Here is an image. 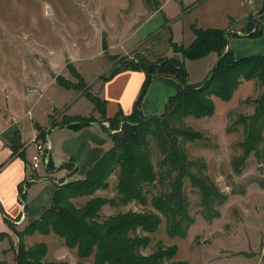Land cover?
<instances>
[{
    "label": "rangeland",
    "instance_id": "374dc122",
    "mask_svg": "<svg viewBox=\"0 0 264 264\" xmlns=\"http://www.w3.org/2000/svg\"><path fill=\"white\" fill-rule=\"evenodd\" d=\"M161 1L0 0L1 139L10 143L15 141L19 121L26 114L30 116L27 115L24 127L33 120L38 131L43 132L63 121V116L70 119L72 116L67 113L77 111L87 114L88 108L94 105L86 96L87 92L96 95L103 82L102 76L120 66V62L131 60L135 53L141 52L151 59L161 55L181 57L179 52L175 53L170 47L168 37L172 35L174 41L187 45L190 37L188 27L195 20V12L186 10L190 0H166V17L175 18L182 9L185 12L180 19L173 21L170 18L173 21L170 31L167 27L170 25L169 18H164L167 26L160 30L154 29L148 19L156 9L163 15ZM216 1L211 6L213 15H204L203 23L221 28L223 14L230 12L236 17L241 8L235 0ZM222 6L226 8L223 9ZM145 21L149 24L145 30L148 31L142 38L137 34L133 36L131 50L123 52L107 49L109 44L116 45L122 35L129 34ZM198 23L203 24L200 19ZM130 24L132 26L125 27ZM247 29L240 28L238 32L247 33ZM140 41L145 42L141 44ZM71 56L73 63L70 61ZM207 66L205 60H193L186 67L192 83L201 82L205 78ZM100 67V74L93 80H87L92 79V75ZM63 82L72 83L76 88L66 87ZM262 92L263 86L257 79L243 80L229 100L223 101L212 95L215 110L209 116L185 117V125L197 133L193 140L186 141L187 154L192 160L205 164L204 171L221 191L227 193V200L217 206L220 214L209 220L202 213V199L198 188L186 180L185 194L189 201V214L194 217L193 223L188 227L186 235L172 236L166 230L167 220L162 216L157 229L148 233L151 241L145 249L146 253L152 252L158 244L176 245L178 251L174 259L184 260L187 264H264V156L251 153L241 161L240 172L233 166V161L242 154L238 143L244 138V125L238 122L239 117L254 113L255 98ZM73 94L81 99L74 101L70 110L67 109V113H64L66 104L72 102ZM51 100L55 102L56 109L51 108L54 104H48ZM45 104L46 112L51 118L46 129L37 125L35 117L37 113L39 119L43 118L41 110ZM105 121L111 132L122 128L118 124L116 129H112L108 121ZM18 142H14L15 151L21 147ZM149 147L152 160L156 163L160 157L156 142L152 140ZM74 178L81 177L74 176L71 180ZM63 179L65 178L62 177L61 180ZM106 180L105 187L90 195L75 197L72 201L79 206L86 204L91 198L116 197L117 173L114 172ZM147 208L151 209L152 205L145 206L136 200L120 206L107 202L100 209V217ZM28 224L15 223L14 230L22 231ZM8 233L12 235L16 250L20 238L11 229ZM5 241L6 256L0 252V260L6 258L10 259L5 260L6 262L14 263L15 250L10 248L7 238ZM22 242L25 249L44 245L47 249L45 261L96 264L93 254L80 257L77 248L69 247L63 237L53 231L25 234Z\"/></svg>",
    "mask_w": 264,
    "mask_h": 264
},
{
    "label": "trees",
    "instance_id": "16d2710c",
    "mask_svg": "<svg viewBox=\"0 0 264 264\" xmlns=\"http://www.w3.org/2000/svg\"><path fill=\"white\" fill-rule=\"evenodd\" d=\"M255 23L251 20L247 29L251 37L263 32L260 24L254 27ZM191 28L195 37L188 45L174 41L172 35L168 37L170 47L175 53L179 52L181 57L161 55L151 59L139 52L131 60L120 62V66L108 75L102 76V80H106L123 69L144 71L145 80L130 114L119 111L114 117H107L106 99L87 92L86 96L101 113V119L107 120L112 129H116L118 124L122 128L119 132H111L107 127L112 146L104 151L84 177L61 180L54 192L52 204L22 231L14 230L16 221L8 217L0 203L3 219L20 238L16 252L12 235L0 231V241L7 238L10 248L15 250L14 263L0 260V264H66L45 261L47 249L42 244L30 249L24 248L23 237L34 231L55 232L63 237L69 247L77 248L80 257L93 254L96 264H187L184 260L174 259L178 251L176 245L158 244L152 252H145L151 241L148 233L157 229L162 216H165L166 230L172 236L186 235L188 227L193 223L194 217L189 214V201L185 194L186 180L198 188L202 213L209 220L220 214L217 206L227 200V193L221 191L204 171L205 164L192 160L187 154L186 141L193 140L197 133L185 125V117L209 116L215 110L212 95L223 101L229 100L243 80L257 79L263 86V92L255 98L254 113L239 117L238 122L244 125V138L238 143L242 154L236 157L233 166L240 172L241 161L251 153L264 156V54L236 58L233 49L227 45L231 36L241 34L222 27H199L194 23ZM210 51H217V63L201 82L190 83L184 59L201 58ZM162 74L178 78L183 87L168 97L162 113L145 115L141 109L142 99L153 78ZM62 84L75 87L72 83ZM62 119L57 125L75 129L97 121L93 115H74L70 119L63 116ZM130 120L134 121L128 122ZM57 125L45 132L39 131L40 137L45 139L47 133ZM152 140L156 142L160 154L156 163L150 155L149 144ZM62 166L71 169L72 163ZM54 167L50 158L46 169L53 170ZM114 172L117 173L116 197L91 198L79 206L72 201L75 197L90 195L105 187L106 179ZM19 189L22 200L25 196L22 184ZM135 200L145 206L150 204L152 208L126 210L108 214L105 218L100 217V209L107 202L120 206Z\"/></svg>",
    "mask_w": 264,
    "mask_h": 264
},
{
    "label": "crops",
    "instance_id": "0c3cea01",
    "mask_svg": "<svg viewBox=\"0 0 264 264\" xmlns=\"http://www.w3.org/2000/svg\"><path fill=\"white\" fill-rule=\"evenodd\" d=\"M165 1L166 0H162V4L160 6L163 10V15L159 12V9H156L149 16L150 19L148 20L151 21V26L155 27L154 29L160 30L161 28H164L167 26L164 18H171L166 17ZM214 1L217 3L216 0ZM214 1L190 0V4L186 5V10L195 12V20L191 21V24L188 27L190 29L188 44H190L195 37V33L191 28L193 23L204 28H206V26L215 27V25L211 23H209L210 25H205V23H203L204 15H213L214 10H211V6ZM235 1L241 8L240 13L235 17L232 16L230 12H225L223 14L224 22L222 24V28H227V30H237L234 31L237 33L240 31V28H248L249 23L252 20L253 22H256L254 27L260 24L263 32L259 36L252 37L248 35V32H238L241 35L231 36L227 46L233 49L236 58L252 56L253 54H264V0H251V2L246 1L244 3L241 0ZM222 8L224 9L226 6H222ZM184 12L185 11L182 9V11L179 12L175 18L171 19L173 21L180 19V16ZM162 16L164 17L162 18ZM171 19L169 21V26H171V22H173ZM199 19L204 25L198 23ZM146 23L147 22L145 21L137 25L133 31H130L129 34L126 33V35H122V39L117 42L116 45L109 44L107 49L111 51L116 49L123 52L131 50L134 42L133 36L137 34L140 38H142L148 31H145L149 25ZM127 26L130 27L132 24L126 25L125 27ZM144 42L145 41H140L141 44ZM218 57L219 55L217 51H210L206 56L201 58L192 60L184 59V63L188 68L189 64L192 63L193 60H205L208 65L206 69L207 76L210 69L217 63L216 61L218 60ZM70 61L72 63L74 61L72 56ZM101 68L102 67L98 68L94 72L92 79L87 80H93L96 78L100 74ZM144 78L145 73L142 70L123 69L112 77L103 80L96 95L101 97V99H106L105 114L107 117H114L119 111H122L124 114H130L133 111V104L139 95L138 93L145 80ZM188 78L189 82L192 83L189 74ZM182 87L183 84L179 81V79L174 78L172 75L162 74L153 78L147 88V92L145 93L146 95L141 102L143 114L148 115L162 113L164 110V104L168 97L175 94ZM79 99H81V97L77 98V96L73 94L72 102H64L67 103L64 113H67V109L70 110L69 108L72 106L73 102ZM48 104H50V106L54 104L51 108L56 109L54 101L51 100ZM46 108L47 106L45 104L41 110L44 114L42 119H39V115H37V113L35 114L36 123L40 128H45L51 120L48 116V112H46ZM67 114L70 116L93 115L96 117L97 121L88 123V125L80 129H75L67 125H57L47 133L46 143L49 145V156L52 158V162L55 166V169L53 170H47L44 166L35 170L31 166L30 156L35 150V145L30 142V139L39 131L33 120L29 122L26 127H24L27 123V115L29 114L23 115L19 121V131L15 138V141H19L18 143L21 144V147L18 150L13 153V147L16 146L14 145L15 141L12 143L6 142V140L1 139L0 137V203L8 217L15 220L16 224L22 225L30 223L35 218H38L45 211V209L52 204L51 202L54 192L56 191V187L62 177H64L65 180H71L74 176L84 177L89 168L101 157L104 151L110 148L113 144L107 130V122L101 119V113L94 105L91 106V108H88V112L85 115L77 111H72ZM20 152L21 154H19ZM70 162L72 163L71 169L67 166H62V164H70ZM60 177L61 179H59ZM21 184L23 185V189L25 191V196L22 200L20 198L19 189ZM22 206H24V209H22ZM0 231H10L9 225L6 220L3 219L1 211ZM6 245L7 242L5 239L0 241V252L4 254L3 256H6V252H4V249L7 248ZM5 260L10 261V259L6 258ZM11 262H13V260H11Z\"/></svg>",
    "mask_w": 264,
    "mask_h": 264
},
{
    "label": "built area",
    "instance_id": "2783aa9c",
    "mask_svg": "<svg viewBox=\"0 0 264 264\" xmlns=\"http://www.w3.org/2000/svg\"><path fill=\"white\" fill-rule=\"evenodd\" d=\"M243 3L244 2H251V0H241ZM47 136L46 138H41L39 135V132L34 134L30 142L34 143L35 145V150L31 154V166L33 169L37 170L41 167L47 168L50 158H49V145L46 143ZM22 209H24V206H22Z\"/></svg>",
    "mask_w": 264,
    "mask_h": 264
},
{
    "label": "water",
    "instance_id": "95a60500",
    "mask_svg": "<svg viewBox=\"0 0 264 264\" xmlns=\"http://www.w3.org/2000/svg\"><path fill=\"white\" fill-rule=\"evenodd\" d=\"M125 119V118H124Z\"/></svg>",
    "mask_w": 264,
    "mask_h": 264
}]
</instances>
